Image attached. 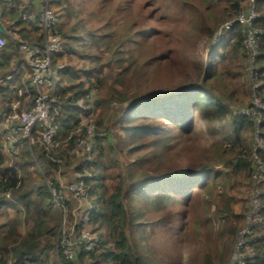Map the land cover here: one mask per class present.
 Segmentation results:
<instances>
[{
    "label": "trees",
    "instance_id": "16d2710c",
    "mask_svg": "<svg viewBox=\"0 0 264 264\" xmlns=\"http://www.w3.org/2000/svg\"><path fill=\"white\" fill-rule=\"evenodd\" d=\"M21 1L2 4V16L9 19V26L15 25L19 29L23 38L43 42L39 21L21 17L18 6ZM86 2L90 9L88 18L96 16L98 25L95 29L85 27L84 32L78 28L85 26L87 19L83 18L79 24L69 28L62 18L66 15L61 14L56 6L60 5V0L51 2L59 16L58 32L64 40L63 49L54 59L61 61L67 55L71 62H66L59 91L62 112L58 119L57 139L61 142L66 140L70 131L80 123L81 111L72 99L84 96L93 86H105L109 77L104 66L111 62L115 69L113 82L119 84L116 89L121 93V100H130L121 105L118 138L124 132L126 142L122 138L121 141L137 158L135 176L129 185L125 178L120 179L123 173L117 172L119 181H111L112 163L107 156L111 153L110 146L117 144L118 139L107 134L94 140L93 152L98 156L96 162L101 166L105 162L103 174H99L102 168L99 171L96 167L94 176L87 179L93 205L90 222L100 241L92 253L94 261H85L83 248H80L78 261L82 264H223L224 261V264H236L234 247L230 249L228 245L243 224L249 201L241 220L229 224L228 220L237 215L235 205L238 197L228 182L235 179L239 171H247L249 187L251 190L254 188L258 169L250 158L252 143L247 138L248 132L252 133L254 129V123L249 117L236 113L238 108L249 105V102L234 107L233 92L218 94L213 83H218L225 72L223 62L227 57L232 60L241 54L243 62H246L248 53L243 46V25L236 23L226 32L225 39L214 46L200 82L192 80L173 88L149 90L136 87L135 94H132L121 91V87L130 85L129 78L146 65L159 64L166 58L165 50H156L152 46L162 36L159 28L152 25L154 21L158 22L154 0ZM180 3L189 10L204 8L192 18L211 32L218 24L214 20L215 8L225 9L226 18L247 9L241 0H181ZM257 11L259 16L254 22L261 30V50L257 61L260 72H264V0H257ZM7 33L0 34L6 36ZM6 39V45L0 47V65L8 72L11 61L16 59L18 62L21 52L17 39L11 35ZM86 62L88 66H84ZM92 74L101 77L93 82ZM226 89L227 86L222 90ZM6 91L9 94L5 96L11 97L12 91ZM96 100L102 99L96 96ZM98 104L96 102L97 108ZM98 123L102 124V119H98ZM203 133L211 137L209 145L203 144ZM40 149V160H46L50 168L46 175L52 177L60 165L49 159L45 148ZM26 154L23 155L26 157L21 166L23 170L31 163ZM259 154L264 160V151L260 150ZM190 158L193 161L201 158L203 162L189 165L186 161ZM96 162L92 160L87 166H96ZM7 168V159L0 148V213L11 204L7 199L10 192L13 197L9 199L17 196L27 216L34 210L38 214L32 217L33 224L23 237L19 231V218L2 224L0 251L3 255H0V264H27L26 260L36 261L41 252L52 246L53 230L59 222L55 215L50 214V204H41L39 200L53 196L49 187H40L35 194L31 187L33 176L20 175V167L11 171ZM84 169L79 167L82 173ZM262 186L264 189V184ZM68 192L66 190V199H70ZM262 196L264 198V193ZM217 224H222L219 230ZM147 225L153 226L151 236L146 235ZM135 230L141 234L135 236L138 234ZM226 233L229 234L225 239ZM253 236L257 238L256 245L264 250V226L254 229ZM200 244L203 245L201 248ZM61 259L63 264H71L62 253ZM255 264H264V254Z\"/></svg>",
    "mask_w": 264,
    "mask_h": 264
},
{
    "label": "built area",
    "instance_id": "2783aa9c",
    "mask_svg": "<svg viewBox=\"0 0 264 264\" xmlns=\"http://www.w3.org/2000/svg\"><path fill=\"white\" fill-rule=\"evenodd\" d=\"M10 2L12 0H0V20L3 19L2 4L10 5ZM51 2L52 0H23L18 3L20 15L24 20L39 21L43 42L23 38L15 25L4 27L12 37L18 40L20 60L25 61V63L15 64L8 72H5L0 65V95L4 94L3 89H8L13 93L5 102L0 116V127L3 135L6 134V141L9 143L8 154L11 157L19 154L22 142H27L30 146L43 147L47 152L53 151L61 142L57 139L58 119L62 112L59 91L63 84L66 63L54 59V56L63 49L64 40L58 32L59 16ZM241 4L243 7L247 5V9L245 8L238 15L224 21L221 27L215 30L211 44H217L226 37L225 32L233 29L236 23H241L244 31L243 46L248 53V64L249 61L256 64L260 49L259 33L261 32L254 22L259 16L257 0H241ZM6 43V37L0 34V47L5 46ZM251 67L248 74L251 89L249 105L237 109L236 113L253 120V148L250 158L258 172L249 199L246 223L237 231L234 243L236 264H255L257 259L264 254V251L256 245L257 238L253 236L254 229L264 226V198L262 196L264 193L262 186L264 184V160L259 154L260 150L264 151V77L260 76L261 72L257 65ZM96 91L97 87L93 86L84 96L72 99V102L79 107L83 119L81 118L79 125L70 131L65 140L73 141V145L81 144L84 147L82 151L83 155L88 157L85 161L87 164L93 160L91 155L94 150V140L102 136L101 133H95L97 123L93 122L95 111H97ZM54 160L59 162L61 159ZM93 176L94 174L89 171L84 170L82 173L78 169L77 176L65 185L50 180L48 187L55 196V204L58 207L63 206L62 209L68 208L69 201L62 194L64 190H70L78 198L79 209H81L84 204L83 200L90 202V187L87 179ZM7 197H12V194L8 192ZM92 208V203L83 208L81 222L75 218L71 228L61 227L63 237L61 244L56 248L57 250L61 248V253L72 264H80L77 259L80 255V248L85 250L84 257L91 259L100 241L98 232L94 230L90 222ZM62 219L60 226L64 222V217Z\"/></svg>",
    "mask_w": 264,
    "mask_h": 264
},
{
    "label": "rangeland",
    "instance_id": "374dc122",
    "mask_svg": "<svg viewBox=\"0 0 264 264\" xmlns=\"http://www.w3.org/2000/svg\"><path fill=\"white\" fill-rule=\"evenodd\" d=\"M180 1L181 0H154L155 7H157L156 9H158V22L154 21L152 25L156 29L159 28V33L162 34V36L159 42L155 43V45L152 46H155L156 50H165L166 58H163V60L160 61L159 64L155 62L153 64L146 65L135 76H131L129 78L130 85L121 87L122 92L127 91L135 94L136 87L143 90H149L161 87L173 88L192 80L195 83L200 82L203 68L210 61L208 59V55L214 48V46L217 45L211 44L213 34L215 30L229 18L225 17L227 15L225 9L221 7L215 8L214 20L218 24L215 27L214 31L211 32L205 26H203L204 24H198L196 23V19L192 18V16H198V14L202 12L204 8L198 10H189L187 7H185V4L180 3ZM60 2V5L56 6L60 8L61 14L66 15L62 18L67 23V27L72 28L73 25L79 24L80 20H82L83 18L87 19L88 22L85 26H81V28L79 26L78 29H81V32H84L83 30L85 29V27H93L95 29L96 25H98L97 19L95 18L96 16L88 18L90 9L86 5V0H60ZM87 39H89V36H87ZM260 50L261 49H259V53ZM149 51L150 50H148V52ZM97 53H99V50H97ZM75 57L77 60H79L78 56ZM73 59L75 60V58ZM61 61L64 63H71L70 61H68L67 55H64ZM223 64L225 72L221 75L220 81L218 83H213L216 93L221 94L222 92L228 94L230 92H233L234 107L240 106L246 102L248 103L250 101L251 93L250 78L248 74L250 73V70L252 68L251 66L254 65L256 67L257 65L258 68L260 67L258 61H256V64L255 62L252 63L249 61L248 64L247 60L246 62H243L242 56L240 54L239 56L236 55L232 60L228 59L227 57L224 60ZM88 65L89 63H84V66ZM104 70L109 77V80H107L108 82L105 86H95L97 87L96 96H100L103 100H97L99 104L97 111H95L93 120V122L97 123L95 133H101L102 136L103 134H110L111 136H113V138L115 135L118 139L117 144H115L114 146H110V151L111 153H114V156L111 153L107 156V160L112 163V165L110 166V175L113 179L111 181H119L118 174L123 173L120 179L125 178L126 183H128L129 185L132 178L135 176L134 167H136L135 160L137 157L132 155L130 149L123 141H121V138L125 141L124 132H122L120 138H118V132L120 123L119 117L122 111L121 105H126L130 100L126 102L121 100V93H119L116 89L119 84L113 82L115 69L111 66V62L106 63V67L104 66ZM260 76L264 77V72H261ZM99 77H101V75ZM99 77L95 76V74L91 75V79H93V82H96L95 80ZM225 86H227L226 91L222 90ZM109 100H112L111 103ZM98 119H102V124L98 123ZM84 121L86 122V118L84 119ZM3 137L4 140H6V134L3 135ZM202 138L204 145H209L212 141L211 137L206 133H203ZM247 138L249 143H252L253 148V131L252 133L248 132ZM108 143L109 142L107 141V144ZM40 148L41 147L39 146H30L27 142H22L20 143L18 152L19 154L15 157H11L12 159H7L8 169L11 168L9 169L10 171L14 168L17 169L18 167H20V175H23V173H25L27 175L33 176L31 187L35 194L39 191L40 187L48 186L51 183L50 180H52L53 178V182L64 183V185L67 184L68 182H70L69 179H74V177L77 176V171L81 166H83L84 168L86 167L84 170L89 171L92 174L96 173V167L99 171L101 170V168L103 170V164L105 162L102 164V166L100 163L98 164L96 162L98 156L95 152L92 153L91 158L93 159V162L97 163V165L89 168L87 166L89 163L87 164V162H85L86 160H88V157L83 156L84 152L82 150L84 147L81 144L68 145V142L64 140L60 142V145L57 148H55L51 152H47L48 154H46L49 159H53L54 162H56L54 159H61L59 162H57L60 165V169L53 171L52 177L48 178L49 175L47 176L46 172L48 174L50 168H48L46 160H40ZM25 152L28 153V155L26 154V156L29 157L28 159L31 161V163L27 167H25V170H23L21 166L23 162H25L26 157L24 158L23 156ZM186 162L189 165H192L193 163L199 164L203 162V159L200 158L193 161L192 158H190L187 159ZM68 166L71 167L66 170L65 167ZM239 172L240 173L235 176V179L230 180L231 182H228V185H231L232 192L236 193L238 197L235 205L237 215L228 220L229 224H234L241 220V217L248 209V201L252 193L249 191H253L249 187L250 179L248 177V172ZM103 173L104 170L99 172L100 175ZM68 193L70 199H67V201H69V207L66 209H62L63 206L58 207L55 204L54 195L51 198L42 197L40 199L38 197L41 204H50L48 205L51 206V211L49 212L51 215H55V217H57L59 225H57L53 230L54 235H52V246H49L45 251L41 252L38 255L37 260L30 261L29 264H63L61 259V248H59V250H57L56 248L57 245L61 244V240L63 237V234L60 231L62 229L61 227L65 226L67 227V229L71 228L75 218H77L81 222V215L84 211L83 208H85L87 205H91L92 203V198L90 195V202H86L85 200H83L84 204L82 205V208L79 209L78 198L75 197L74 194L70 192V190ZM62 195L65 198V196L67 195L66 190H64V193ZM7 199L10 200L9 198ZM12 202L16 203L17 205L14 206L11 204L9 205V207L3 209L0 213V231L4 229L2 224L9 223L10 221H12V219L17 217L21 222V224L19 225V231L23 237L26 235V233L29 231V228L33 224L32 217L34 218V216H37L38 212L34 210L30 214V216H27L24 206L17 199V196L13 198ZM46 211H48V208H46ZM63 217L64 222L60 226ZM242 221L243 224L240 226V228L245 225L246 219L244 218ZM217 225L219 226V230V228L222 227V224ZM145 230L147 231L146 235L151 236L153 232V226L147 225ZM135 231L138 233L134 234L135 236L141 234L139 233V231ZM228 234L229 233L225 234V239L228 238ZM236 235L234 236L233 242L231 241L228 245L230 249H233L234 247ZM47 241L48 239L46 240V242ZM202 246L203 245L200 244V248ZM260 249L264 251L261 247ZM84 259L88 263L94 261L93 258ZM67 260L70 261L69 259ZM225 262L226 261H224V263ZM80 264L82 263L80 262Z\"/></svg>",
    "mask_w": 264,
    "mask_h": 264
},
{
    "label": "crops",
    "instance_id": "0c3cea01",
    "mask_svg": "<svg viewBox=\"0 0 264 264\" xmlns=\"http://www.w3.org/2000/svg\"><path fill=\"white\" fill-rule=\"evenodd\" d=\"M2 22V23H1ZM9 23H10V21H9V19L8 18H4L3 17V19H1L0 20V26H2L3 28L5 27V28H8V27H10L9 26ZM2 24V25H1ZM4 28V29H5ZM40 32H41V30H40ZM7 33V31H6V29H5V34ZM2 34H4V33H2ZM9 35H11V34H9V33H7V35L5 36L6 38H8V36ZM26 39H28V38H26ZM20 62H23V63H25V61H21L20 60V58H19V60H18V62H16V59H14V60H12L11 61V68L10 69H12V67L15 65V64H19ZM24 73V72H23ZM7 90V89H6ZM6 90H4V97L3 96H1L0 95V116H1V110H2V108H3V106H4V104H5V102L7 101V99H8V96H5L6 95V93L7 94H9ZM96 102L98 103V101L96 100ZM1 119V118H0ZM0 148L2 149V151H3V153H4V155H5V157H6V159H8V158H10V159H12L11 158V156L8 154V149H9V143L6 141V140H4V137H3V131L1 130V127H0ZM95 152V151H94ZM8 162V161H7ZM16 166H17V163H16ZM8 169V168H7ZM13 197V196H12ZM12 197H8V198H12ZM11 201V204L13 203L12 202V200L13 199H10ZM10 204V205H11ZM0 255H3V252H2V250L0 251ZM29 262L30 261H28V260H26V263L27 264H29Z\"/></svg>",
    "mask_w": 264,
    "mask_h": 264
},
{
    "label": "water",
    "instance_id": "95a60500",
    "mask_svg": "<svg viewBox=\"0 0 264 264\" xmlns=\"http://www.w3.org/2000/svg\"><path fill=\"white\" fill-rule=\"evenodd\" d=\"M0 33H5V29L2 26H0Z\"/></svg>",
    "mask_w": 264,
    "mask_h": 264
},
{
    "label": "clouds",
    "instance_id": "9594fccd",
    "mask_svg": "<svg viewBox=\"0 0 264 264\" xmlns=\"http://www.w3.org/2000/svg\"><path fill=\"white\" fill-rule=\"evenodd\" d=\"M225 39V38H224Z\"/></svg>",
    "mask_w": 264,
    "mask_h": 264
}]
</instances>
